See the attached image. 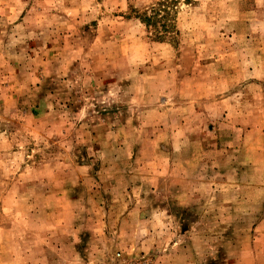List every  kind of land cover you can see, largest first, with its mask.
Segmentation results:
<instances>
[{"label":"clouds","instance_id":"obj_1","mask_svg":"<svg viewBox=\"0 0 264 264\" xmlns=\"http://www.w3.org/2000/svg\"><path fill=\"white\" fill-rule=\"evenodd\" d=\"M0 264H264V0H0Z\"/></svg>","mask_w":264,"mask_h":264}]
</instances>
